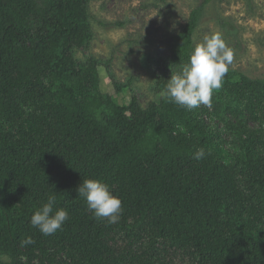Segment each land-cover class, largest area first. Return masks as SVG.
I'll return each instance as SVG.
<instances>
[{"label":"trees","instance_id":"1","mask_svg":"<svg viewBox=\"0 0 264 264\" xmlns=\"http://www.w3.org/2000/svg\"><path fill=\"white\" fill-rule=\"evenodd\" d=\"M91 1L0 0V264H264V77L229 70L211 107L119 106L99 91L108 61L75 57L93 38ZM207 3L165 56H142L158 94ZM108 74L116 93L131 83ZM85 179L121 200L117 223L88 209ZM53 193L69 218L45 236L30 218Z\"/></svg>","mask_w":264,"mask_h":264},{"label":"rangeland","instance_id":"2","mask_svg":"<svg viewBox=\"0 0 264 264\" xmlns=\"http://www.w3.org/2000/svg\"><path fill=\"white\" fill-rule=\"evenodd\" d=\"M201 1H91L88 12L93 38L88 50L76 52L75 57L108 61V72L115 81L123 85L131 81L124 91L116 93L106 69H98L99 91L115 104L126 106L133 96L142 108L158 103L161 94L155 91L154 74L143 66L141 58L165 56L168 38L184 27ZM213 33H219L234 53L229 70L250 79L264 77V0H208L194 45Z\"/></svg>","mask_w":264,"mask_h":264},{"label":"clouds","instance_id":"3","mask_svg":"<svg viewBox=\"0 0 264 264\" xmlns=\"http://www.w3.org/2000/svg\"><path fill=\"white\" fill-rule=\"evenodd\" d=\"M233 59L232 49L226 45L219 33L206 36L202 43L193 48L188 62L180 71L171 74L167 79L161 98L187 110L200 105L211 107L213 91L222 87ZM204 156V150L198 149L193 158L200 160ZM77 192L84 198L94 217L107 220L110 224L119 221L122 202L109 191L107 184L98 179H85L79 184ZM55 204L56 196L53 193L30 218L31 226L42 235L56 233L69 218L67 210L56 208ZM22 243L31 244L33 241L31 237H27Z\"/></svg>","mask_w":264,"mask_h":264}]
</instances>
